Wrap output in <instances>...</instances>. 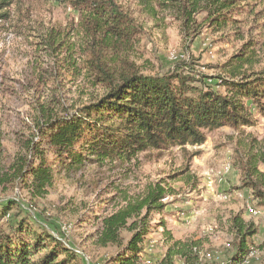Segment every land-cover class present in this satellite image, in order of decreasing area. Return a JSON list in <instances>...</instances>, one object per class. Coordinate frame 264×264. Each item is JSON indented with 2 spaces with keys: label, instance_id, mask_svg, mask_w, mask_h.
Wrapping results in <instances>:
<instances>
[{
  "label": "rangeland",
  "instance_id": "1",
  "mask_svg": "<svg viewBox=\"0 0 264 264\" xmlns=\"http://www.w3.org/2000/svg\"><path fill=\"white\" fill-rule=\"evenodd\" d=\"M1 1L0 14L6 18L0 19V205L15 201L26 213L25 227L38 229L42 243L53 247L52 235L78 255L55 244L63 251L58 261L112 264L119 248L96 244L102 221L162 182L170 194L162 199L161 211L147 214L142 264H159L176 241L192 246L194 260L175 257L174 264H264V204L246 187L243 171L252 165L249 161L264 171V117L250 107L252 126L207 133L203 145L186 147L187 152L149 150L123 163L86 162L70 169L65 154L58 156L35 135V125L41 109L52 116L72 115L104 92L87 69L84 15L65 0H19L5 7ZM115 1L138 27L121 53L141 74L177 69L223 94L218 79L264 72V0H219L216 6L214 0H197V12L188 21L178 6L196 0ZM225 3L228 8L221 7ZM216 18L220 25L209 27ZM184 24L199 34L184 33ZM32 140L42 157L30 165L36 169L44 161L51 169L39 197L31 194V175L22 182L7 178L26 160ZM234 217L254 231L242 255L236 249ZM120 236L124 246L130 233ZM23 239L28 243L26 234Z\"/></svg>",
  "mask_w": 264,
  "mask_h": 264
},
{
  "label": "trees",
  "instance_id": "2",
  "mask_svg": "<svg viewBox=\"0 0 264 264\" xmlns=\"http://www.w3.org/2000/svg\"><path fill=\"white\" fill-rule=\"evenodd\" d=\"M16 1L19 0H2L1 6ZM65 1L73 11L84 15L81 28L85 36L87 69L92 73L93 83L104 89L103 94L79 107L72 115L52 116L44 112L45 109L39 112L41 120L35 125V135L46 141V147L57 150L58 156L65 154L68 168L114 159L123 163L149 150L163 151L175 147L187 152L186 147L203 145L207 133L225 127L238 129L252 126L254 121L250 107L264 117V72L239 80H235L234 76L218 79L216 86L225 88L223 94L213 91L201 81L197 84L189 74L177 69L164 74H141L122 56L139 31L138 27L115 0ZM218 1L214 0L213 6ZM198 6L197 0L183 3L178 6V12L184 21H188L191 15L196 14ZM221 7L228 8L229 4ZM5 18V14H0V19ZM214 23L220 25L221 21L219 18L211 19L208 26ZM182 30L192 37L199 34V29L186 24ZM26 148L27 158L22 160L24 164H18L7 178L22 182L25 175H31V194L39 197L45 192L51 169L44 161H40L39 169L32 168V159L41 160L42 152L38 151L33 140ZM263 158L260 157V162L264 165ZM249 162L252 165L248 167L246 164L243 170L246 187L251 188L264 204V171H258L256 163ZM160 183L148 187L139 199L102 221L96 244L119 248L112 264H142L139 255L148 229L147 214L161 211L164 206L162 199L170 194ZM12 210L16 212L11 213ZM25 216L26 213L15 201L0 205V264H65L58 261L63 251L58 252L56 245H62L64 253L78 256L52 235L53 247L42 243L43 238L36 231L38 229L33 231L25 227L28 221ZM3 219L5 224L1 222ZM247 227L250 225L233 218L232 228L239 239L236 245L239 255L245 252L247 236L254 234V231L246 230ZM121 231L130 233L124 246H121ZM25 234L28 243L23 239ZM192 250L191 245L176 241L159 264H174L175 257L185 263L193 261ZM40 251L43 252L41 257L38 256Z\"/></svg>",
  "mask_w": 264,
  "mask_h": 264
}]
</instances>
